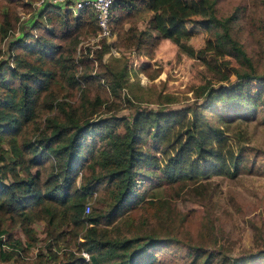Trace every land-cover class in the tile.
Segmentation results:
<instances>
[{
    "label": "trees",
    "instance_id": "obj_1",
    "mask_svg": "<svg viewBox=\"0 0 264 264\" xmlns=\"http://www.w3.org/2000/svg\"><path fill=\"white\" fill-rule=\"evenodd\" d=\"M162 1L113 0L108 21L119 22L141 6L152 10ZM42 4L40 19L33 20L30 31H22L10 44L11 64L0 63V261L15 260L24 252V244H34L30 223L40 219L49 237L45 245L54 259L51 264H163L156 262L151 250L160 237L112 236L106 225L123 209L133 210L143 200L145 182L175 184L196 178L193 168L199 165V158L217 157L219 162L213 163L216 171L235 174L243 164L245 146L240 143L234 153L228 150L225 159L220 147L214 150L211 144L213 138H219V144L226 140L224 128L209 120L204 110L192 107L140 109L132 120L116 111L102 116L106 113L102 105L108 99L109 109L119 108L125 73L102 61L103 49L94 50L98 69L92 73V58L88 54L76 57L75 47L70 48L78 34L100 30L97 17L89 6L74 12L49 1ZM189 4L201 8L198 22L211 32L215 49L237 64L230 67L228 59L219 64L216 57L203 56L206 63L213 62L216 73L224 68L221 79L227 83L207 86L205 97L211 103L220 100L253 109L260 101L264 104V76L256 74L251 57L232 32L238 8L219 16L215 0H191ZM3 16L0 12V40L7 35L9 24ZM191 17L174 12L168 26L182 28ZM154 19L157 21L155 15ZM152 37L148 30L136 35L133 28L124 42L137 46ZM189 51L193 53V48ZM232 74L236 77L233 82ZM253 80L260 82L254 84ZM78 90L79 100L75 101ZM214 117L221 119L217 114ZM143 118L150 121L146 134L141 133ZM176 124L183 127L182 132L175 131ZM195 146L200 154L185 167L182 153ZM94 190L101 191L96 197L99 205L85 213ZM5 220L27 227V239L15 237ZM71 239L75 249L69 247ZM59 240L66 241V261H59V253L50 247ZM81 249L89 253L88 259L77 253ZM189 251L188 264H241L250 258L195 245Z\"/></svg>",
    "mask_w": 264,
    "mask_h": 264
},
{
    "label": "rangeland",
    "instance_id": "obj_2",
    "mask_svg": "<svg viewBox=\"0 0 264 264\" xmlns=\"http://www.w3.org/2000/svg\"><path fill=\"white\" fill-rule=\"evenodd\" d=\"M186 1L163 0L152 10L138 7L123 20L110 22L108 37L100 36L99 30L81 33L70 48L75 47L76 57L88 54L92 58V73L98 69L95 49H103L102 61L109 67L125 73L119 108L109 109L111 102L108 99L102 105L106 110L102 116L116 111L118 116L132 120L140 109L192 107L204 110L209 120L213 119L215 124L224 128L222 136L225 141L219 144V138L211 140L214 150L220 147L221 155L226 159L228 150L234 153L240 143L244 144L243 164L235 174L230 175L226 171L215 170L213 163L219 162L217 157L199 158V165L193 168L198 173L196 178L159 185L147 181L143 200L133 210L123 209L106 226L112 236L137 235L141 240L150 236L160 237L161 240L151 250L156 262L163 264H188L191 245L219 250L230 256H250L247 259L250 262L246 260L241 264H264V104L260 101L253 109L220 100L211 103L205 97L207 86L216 88L227 83L221 79L224 68L216 73L213 62L206 63L203 56L206 59L216 57L219 64L221 60L228 59L230 67H237V64L232 57L215 49L211 32L198 22L202 18L198 16L201 8L197 4L190 5L191 0ZM42 5L37 4V0H0V12L9 22L7 35L0 40V63L3 66L11 64L10 44L22 31H30L33 20L40 19L38 9ZM214 5L219 16L229 15L238 8V17L232 25L233 35L251 57L256 74L264 76V0H215ZM174 12L179 17H192L182 28H171L168 26L169 18ZM133 28L136 35L141 30H148L153 37L139 43V48L125 43ZM190 48H193V53H190ZM87 49H90L89 52ZM81 69L79 67V73ZM235 80L232 74L230 81ZM259 82L253 80L254 84ZM96 89L98 87L93 90ZM79 95L78 90L74 94L75 101L79 100ZM210 104H217L218 108H206ZM216 114L223 120H216ZM185 120L182 119L181 123ZM149 123L146 118L141 120L142 134L149 130ZM175 131L182 132L183 127L176 124ZM177 151L173 150L174 155ZM199 154L196 146L184 151L183 165L189 167ZM100 192L94 190L88 197L86 202L90 209L99 205L96 197ZM89 210L85 209V213ZM4 224L15 237L23 241L27 239V227L22 228L6 220ZM43 224L40 219L33 220L30 226L34 230V244L29 247L24 244V252L21 251L20 256L15 260H2L0 264L53 263L54 259L45 245L49 237ZM65 242L59 240L58 245H50L59 253V261L67 260L63 253ZM69 247L75 249L73 239ZM82 250L85 249L75 251L84 257ZM259 250L262 252L256 256Z\"/></svg>",
    "mask_w": 264,
    "mask_h": 264
},
{
    "label": "built area",
    "instance_id": "obj_3",
    "mask_svg": "<svg viewBox=\"0 0 264 264\" xmlns=\"http://www.w3.org/2000/svg\"><path fill=\"white\" fill-rule=\"evenodd\" d=\"M44 1L71 8L74 12L81 7L89 6L98 19V24L100 26L98 34L103 37L109 36V9L113 0H37V4L41 5ZM85 209H90V205L87 202L85 204ZM82 253L84 258H89V253L87 251L82 250Z\"/></svg>",
    "mask_w": 264,
    "mask_h": 264
}]
</instances>
